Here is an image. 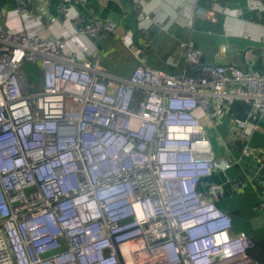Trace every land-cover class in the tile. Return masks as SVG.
Listing matches in <instances>:
<instances>
[{
	"label": "built area",
	"instance_id": "built-area-1",
	"mask_svg": "<svg viewBox=\"0 0 264 264\" xmlns=\"http://www.w3.org/2000/svg\"><path fill=\"white\" fill-rule=\"evenodd\" d=\"M15 1L20 26L0 22V264H263L219 207L222 185L206 180L233 162L215 154L201 118L218 126L234 102L250 104L230 131L264 166L249 145L264 121V71L251 64L264 67V54L247 50L246 69L205 65L184 41L187 67L165 71L129 31L120 39L137 64L119 78L93 42L116 22L88 20L63 0L59 18L31 31L36 11ZM9 13L0 6V20ZM195 13L213 19L197 3ZM29 65L41 70L38 89Z\"/></svg>",
	"mask_w": 264,
	"mask_h": 264
},
{
	"label": "crops",
	"instance_id": "crops-1",
	"mask_svg": "<svg viewBox=\"0 0 264 264\" xmlns=\"http://www.w3.org/2000/svg\"><path fill=\"white\" fill-rule=\"evenodd\" d=\"M256 0H69L73 11L86 19H110L116 22L117 31L105 38L93 40L102 66V55L118 63L120 71L132 74L137 58L127 49L120 36L132 32L137 45L144 49L151 65L165 71L180 72L187 67L184 50L180 44L191 41L203 50V63L216 65L232 63L248 68L245 52L251 50L256 56L264 54V10L252 9ZM264 3V0H261ZM63 0H30L37 17H27L26 26L31 31H40L41 21L60 17ZM213 12V19L195 13V4ZM10 13L1 18L5 27L16 28L21 21L12 14L15 0H0ZM59 31H64L58 25ZM226 48V51L223 49ZM124 50L123 55L119 50ZM127 51V52H126ZM131 65L129 69L125 67ZM251 69L264 71L259 59L253 60ZM119 78V74L109 73ZM230 111L218 126L205 116L201 120L214 152L233 162L226 172L216 171L207 182L221 184L224 194L217 201L220 208L233 218V232L245 231L253 240H264V180L254 181L237 164L243 156V142L231 134ZM249 145L264 151V121L258 122Z\"/></svg>",
	"mask_w": 264,
	"mask_h": 264
},
{
	"label": "trees",
	"instance_id": "trees-1",
	"mask_svg": "<svg viewBox=\"0 0 264 264\" xmlns=\"http://www.w3.org/2000/svg\"><path fill=\"white\" fill-rule=\"evenodd\" d=\"M31 70L33 82H36L41 79V70L37 67V65H32ZM35 88H39L37 87V84ZM250 108V104L241 100H237L230 106L229 111L233 117L246 118L250 111ZM248 255L254 261L264 264V240H254V246L248 250Z\"/></svg>",
	"mask_w": 264,
	"mask_h": 264
},
{
	"label": "water",
	"instance_id": "water-1",
	"mask_svg": "<svg viewBox=\"0 0 264 264\" xmlns=\"http://www.w3.org/2000/svg\"><path fill=\"white\" fill-rule=\"evenodd\" d=\"M244 173L256 182L264 180V166L254 157L241 156L237 162Z\"/></svg>",
	"mask_w": 264,
	"mask_h": 264
},
{
	"label": "rangeland",
	"instance_id": "rangeland-1",
	"mask_svg": "<svg viewBox=\"0 0 264 264\" xmlns=\"http://www.w3.org/2000/svg\"><path fill=\"white\" fill-rule=\"evenodd\" d=\"M119 52L123 55L124 53V50H119ZM127 52V51H126ZM30 69H32V65H29ZM129 67H131V65H127L125 68L126 69H129ZM102 69L107 72V73H115V74H119V76H124V77H128L130 75V73L127 71V72H121L120 71V68L118 67V63H114L110 60V56H104L102 55ZM29 78H30V81L32 84L36 83L37 84V87H42V80L39 79L38 81L36 82H33V79H32V74L29 70V72L27 73ZM42 77V76H41Z\"/></svg>",
	"mask_w": 264,
	"mask_h": 264
}]
</instances>
